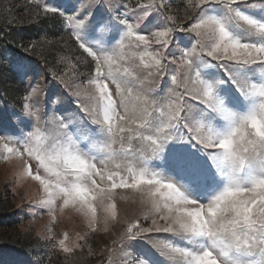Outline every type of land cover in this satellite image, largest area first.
I'll return each mask as SVG.
<instances>
[{"label":"snow or ice","instance_id":"snow-or-ice-1","mask_svg":"<svg viewBox=\"0 0 264 264\" xmlns=\"http://www.w3.org/2000/svg\"><path fill=\"white\" fill-rule=\"evenodd\" d=\"M182 3L34 0L30 22L59 19L79 55L59 57L66 93L47 95L43 112L29 84L24 129L0 134V161L34 184L25 198L50 218L37 236L66 258L94 255L87 233L53 232L71 209L89 233L120 226L106 264L140 242L172 264H264V0ZM10 63L21 80L33 72L26 57ZM120 202L142 211L121 215Z\"/></svg>","mask_w":264,"mask_h":264},{"label":"rangeland","instance_id":"rangeland-1","mask_svg":"<svg viewBox=\"0 0 264 264\" xmlns=\"http://www.w3.org/2000/svg\"><path fill=\"white\" fill-rule=\"evenodd\" d=\"M133 6L135 0H131ZM255 3L257 0H251ZM173 10H182V0H171ZM34 7V0H0V119L6 131L5 135H16L24 129L19 122L18 115L21 113V104L26 89L30 83L39 84L42 91L36 98L38 106L43 112L47 95L52 93L64 94L66 89L53 78L52 72L63 71L59 63L61 55H79L75 45L69 39L67 31L57 18L42 19L38 23L30 22V11ZM9 20L13 22L8 23ZM51 41V43H48ZM64 41H67L65 46ZM37 44L34 52H24L19 45L27 47L30 43ZM178 54V53H177ZM18 57H26L32 65L33 72L21 80L12 70L10 61ZM47 68L48 75L42 66ZM51 70V71H50ZM80 71L87 75L89 69L81 65ZM48 78L47 80H45ZM84 76H81L83 79ZM141 79L143 74L141 73ZM167 82H157V92L164 88ZM146 86V85H145ZM136 87H140L136 84ZM71 96L64 97L63 107H71L68 101ZM14 167L0 161V264H101L106 257H102L100 250L110 243L112 233L118 232L120 226L116 225L108 233L97 230L89 233L86 223L74 210H65L63 214L57 213V221L52 224L53 232L59 238L64 231L69 232L72 239L76 234L87 235V244L91 246L94 255L89 256L88 250L78 251L75 256L66 258L65 254L52 243L46 241L43 236L38 237V232H45L50 223L46 211L32 205L25 195L31 196L35 191L32 183L18 185L14 175ZM121 215H139L142 208L139 204L120 202ZM167 238V234H160ZM131 254L119 253L114 257L115 264H134L141 253L153 264H172L167 256L161 255L150 245L140 242L130 247Z\"/></svg>","mask_w":264,"mask_h":264},{"label":"trees","instance_id":"trees-1","mask_svg":"<svg viewBox=\"0 0 264 264\" xmlns=\"http://www.w3.org/2000/svg\"><path fill=\"white\" fill-rule=\"evenodd\" d=\"M42 68H43V71H44V73L46 74V75H48L49 73H48V70H47V68L46 67H44V65L42 66ZM48 78H46L45 80H47Z\"/></svg>","mask_w":264,"mask_h":264}]
</instances>
